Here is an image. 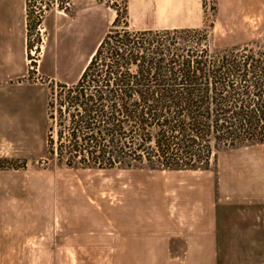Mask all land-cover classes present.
Returning a JSON list of instances; mask_svg holds the SVG:
<instances>
[{
	"label": "rangeland",
	"instance_id": "1",
	"mask_svg": "<svg viewBox=\"0 0 264 264\" xmlns=\"http://www.w3.org/2000/svg\"><path fill=\"white\" fill-rule=\"evenodd\" d=\"M114 2L22 0V61L1 83L0 264H264V145L222 152L206 172L49 159L48 104L80 79ZM126 22L130 31L212 25L214 48L238 46L264 38V0H127Z\"/></svg>",
	"mask_w": 264,
	"mask_h": 264
},
{
	"label": "trees",
	"instance_id": "2",
	"mask_svg": "<svg viewBox=\"0 0 264 264\" xmlns=\"http://www.w3.org/2000/svg\"><path fill=\"white\" fill-rule=\"evenodd\" d=\"M103 2L104 0H98ZM75 85L47 107V155L69 169L206 172L264 145V38L214 48L203 29L130 31L127 0Z\"/></svg>",
	"mask_w": 264,
	"mask_h": 264
},
{
	"label": "crops",
	"instance_id": "3",
	"mask_svg": "<svg viewBox=\"0 0 264 264\" xmlns=\"http://www.w3.org/2000/svg\"><path fill=\"white\" fill-rule=\"evenodd\" d=\"M21 9L22 0H0V108L7 102V92L1 83L22 61L23 40L18 28ZM17 98L13 94L11 103L15 104ZM1 113L0 110V119Z\"/></svg>",
	"mask_w": 264,
	"mask_h": 264
},
{
	"label": "bare ground",
	"instance_id": "4",
	"mask_svg": "<svg viewBox=\"0 0 264 264\" xmlns=\"http://www.w3.org/2000/svg\"><path fill=\"white\" fill-rule=\"evenodd\" d=\"M97 45H98V44H97ZM94 50H95V48H94ZM86 51H87V50H86ZM85 56H86V54H85ZM88 61H89V58H88L87 62H88ZM83 68H84V67H83ZM83 68H82V69H83ZM73 69H74V68H73ZM69 70H70V69H69ZM70 71H71V70H70ZM81 71H82V70H81ZM69 75H70V74H69Z\"/></svg>",
	"mask_w": 264,
	"mask_h": 264
}]
</instances>
